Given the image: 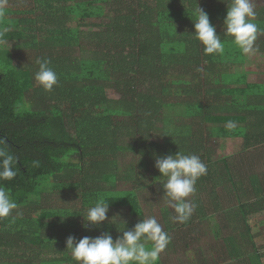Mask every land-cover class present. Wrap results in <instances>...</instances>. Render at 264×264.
Instances as JSON below:
<instances>
[{"label": "trees", "instance_id": "obj_1", "mask_svg": "<svg viewBox=\"0 0 264 264\" xmlns=\"http://www.w3.org/2000/svg\"><path fill=\"white\" fill-rule=\"evenodd\" d=\"M196 3L225 42L222 55L205 54L192 34L195 0H0V137L19 170L0 182L17 204L0 218V264H76L67 237L108 232L115 240L122 224L111 217L130 230L154 216L143 209L148 190L164 201L157 221L171 242L163 255L176 252L177 240L193 244L206 220L215 236L229 231L212 264H263L264 244H255L264 236L253 232L254 217L264 216V82L248 80L247 57L224 35L230 0ZM256 11L264 29V6ZM256 44L264 57V35ZM37 58L57 73L50 92L34 79ZM234 139L237 154L215 157L219 142ZM177 151L207 165L186 223L168 222L175 212L154 167ZM119 183L129 189L116 190ZM100 198L109 219L84 227ZM161 254L156 264H170Z\"/></svg>", "mask_w": 264, "mask_h": 264}, {"label": "clouds", "instance_id": "obj_2", "mask_svg": "<svg viewBox=\"0 0 264 264\" xmlns=\"http://www.w3.org/2000/svg\"><path fill=\"white\" fill-rule=\"evenodd\" d=\"M219 2L225 3V0ZM5 12L6 9L0 6V17ZM256 17L254 0H230L227 5L223 20L224 35L231 38L232 44L240 50L243 57H251L259 52L256 41L260 35H264V29L253 22ZM191 20L194 27L192 34L202 44L205 54L222 55L225 42L196 0ZM3 35L4 32L0 31V38ZM35 63L38 65V70L34 73L35 81L45 91H52L58 83V76L50 66V60L37 58ZM235 126L232 121L226 125L229 130ZM38 163L34 161L33 166H38ZM17 164L18 159L9 151L7 141L0 137V182L11 181L18 175ZM154 167L159 171L160 177L164 178L163 195L167 197L168 207L175 212L173 221L186 223L197 207L188 197L196 192L197 180L207 174V165L198 155L177 151L174 155L156 157ZM108 205L109 202L105 199H97L82 216L86 222L83 226H99L108 220ZM16 207L9 191L0 183V218L9 216ZM110 221L122 224L118 230L122 235L115 240L108 232L96 237L84 236L79 240L73 236L67 237L66 249L70 251L76 264H156L160 254L171 242L170 235L154 216L142 218L130 230H125L126 222L120 220L118 214L111 217Z\"/></svg>", "mask_w": 264, "mask_h": 264}, {"label": "rangeland", "instance_id": "obj_3", "mask_svg": "<svg viewBox=\"0 0 264 264\" xmlns=\"http://www.w3.org/2000/svg\"><path fill=\"white\" fill-rule=\"evenodd\" d=\"M255 7L264 6V0H254ZM93 22H97V20H89L86 24H92ZM83 30H88L86 27H82ZM3 45V42H0V48ZM5 46V45H4ZM7 48V46H5ZM244 71L248 75V80L250 82H264V57H258V54L247 57V62L244 67ZM107 96L111 99H117L118 95L115 94L114 91L108 90ZM241 141L239 139H234L230 141H226L225 143L219 142L217 145V150H215V157H221L222 155H235L241 149ZM261 166L264 169V161L261 162ZM259 168V169H262ZM255 172L258 175V162L255 165ZM129 186L119 183L117 185L116 190H128ZM154 191L148 190L146 193L142 194V199L144 200L142 204L144 211L148 214L151 212L154 217L158 218L159 214V207L163 205L164 201L159 199ZM162 213V212H161ZM160 213V216H161ZM173 215H169L167 220L168 222L171 221ZM254 223L257 227V230L253 232L254 235H263L264 236V216L254 217ZM159 220V218L157 219ZM199 226V233L193 234L194 243L190 244L188 248L184 247L183 241L177 240V248L175 253L171 254H161L163 261H169L170 264H192L193 261H197L198 264H202L201 261L205 260L207 264H212V259L210 255L214 253L215 246L217 247L218 244L222 245V239H225L228 236L229 231L222 230L219 232V236H215L213 232V227L209 224L208 221L203 220L198 223ZM219 226L218 228H220ZM197 239V240H195ZM218 243V244H217ZM189 244V243H188ZM264 242L259 241L255 244L256 247H260L263 245ZM219 245V246H220ZM258 249V248H257ZM251 253V250H249ZM259 253L262 255V260L264 261V250H260ZM52 257V256H50ZM49 257H45L44 259H48Z\"/></svg>", "mask_w": 264, "mask_h": 264}, {"label": "crops", "instance_id": "obj_4", "mask_svg": "<svg viewBox=\"0 0 264 264\" xmlns=\"http://www.w3.org/2000/svg\"><path fill=\"white\" fill-rule=\"evenodd\" d=\"M262 263L264 264V261Z\"/></svg>", "mask_w": 264, "mask_h": 264}]
</instances>
